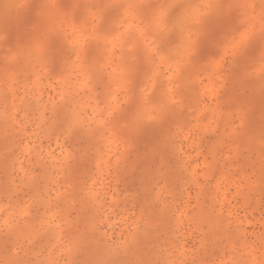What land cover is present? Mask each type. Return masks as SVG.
<instances>
[{
	"label": "rangeland",
	"instance_id": "374dc122",
	"mask_svg": "<svg viewBox=\"0 0 264 264\" xmlns=\"http://www.w3.org/2000/svg\"><path fill=\"white\" fill-rule=\"evenodd\" d=\"M0 264H264V0H0Z\"/></svg>",
	"mask_w": 264,
	"mask_h": 264
}]
</instances>
